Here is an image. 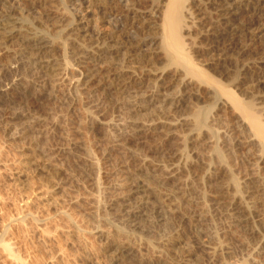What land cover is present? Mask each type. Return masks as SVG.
Masks as SVG:
<instances>
[{
  "label": "rangeland",
  "instance_id": "rangeland-1",
  "mask_svg": "<svg viewBox=\"0 0 264 264\" xmlns=\"http://www.w3.org/2000/svg\"><path fill=\"white\" fill-rule=\"evenodd\" d=\"M35 1L17 0L16 5L18 9L23 10L26 5H32ZM51 1L55 7L48 6L51 9H38L37 14L46 27H49L51 32L56 35L66 28L62 27L63 22L55 23V21L57 22L55 15L58 16L63 12L59 11L61 7L58 1ZM98 2L99 0L84 1L82 8L77 10L81 13L78 14L77 21L66 29L70 35L69 43L85 45L86 51H91V54L88 52L91 56L82 58L83 61L80 59V65L65 66L68 75L62 78L61 74L64 75V56H62L63 58L51 57L41 62L42 75H47L48 68L54 67V71H51L56 75L53 78L49 77V82L55 84L62 91H55L54 95L57 96V99H51L48 102L49 107L45 103V106L42 105L43 109L37 110L35 105L31 104V98L28 97L27 91L29 88L35 87L33 86L35 85L33 84L35 76L30 67L26 66L25 61L20 62L18 60L19 53L12 54V51L1 47V57L6 53L12 55L7 59L5 58L4 62H1L0 57V264H119L121 262L122 264H135L138 259L144 262L152 259L154 262L159 260L163 254L161 255L159 250L154 249L153 256L150 257L152 255L150 253L147 259L146 253L141 252L142 250L137 244L131 246V251H134V255H138V257L135 258L134 255L128 253L124 257L120 253L123 250L117 249L119 242L114 239L115 234L123 230L131 232L133 236L135 234L134 237L137 236L139 239L144 234L145 239H151L155 246H159L169 243L167 241L178 242L180 238L188 236V232L192 233L191 230L193 229L196 230L194 233L196 237L193 233H189L190 238L188 237L187 242H180L176 248L167 247L166 251L174 256L172 260H176L174 262L179 261L176 256L178 254V258L182 259L179 263L198 264L199 261L196 263L193 261L194 258L190 257L191 252L194 254L197 250L198 255L202 258L199 257L200 264L217 263L216 261L219 260L216 259H220L224 253L227 254L229 260L228 263L225 262L226 264H241L243 262L241 260L244 259H247L249 264H264V250H259L260 246L264 245V235L262 236L261 231L259 232V226L264 223V164L259 171H254L256 167L251 166V162L254 163L256 159V156L253 157L252 155L260 154L258 147L251 144V150L245 151V155H248L245 159L248 162L246 161L247 164H243L241 169H236L237 166L234 164V167L230 169L227 164L222 163V165L224 164L223 168L227 170V178L220 180L228 184L230 178L235 176L244 185L241 184V188L247 190L244 194L245 198L240 202L241 209L247 215L243 218L245 220L249 217L247 220L251 224L250 228L261 235L259 239H249L245 232L236 225L237 220L235 219L241 210L239 212L232 210L231 212V208L228 209L232 200L228 198L226 193L224 194L219 190L213 192V187L207 189L202 185L199 190H196L193 187L195 183L192 178L187 175L183 176L180 174V170H176L178 166L181 168L183 160L179 159L181 163L178 162V164L176 157L175 164L171 161H168V164L166 160L170 166L166 168V164L161 161L162 159L158 160V156L157 158L154 157L156 159L153 162L150 159L144 160V155H141L145 150L157 149L165 153V150L169 148V151L182 155L187 144L185 137L191 138L196 134L192 127L186 126L185 123L192 120V114L200 107L213 104V99H210L212 93L202 88L200 104L198 105L193 101L188 102L187 98L191 94V90L182 93L176 87H172L175 78L172 77L165 81L163 77L159 76V71L155 72L158 67L151 64V58L156 53H160L157 45L152 47L147 45L137 54L131 51L132 48L130 49L131 55L119 56L117 62L114 63L109 61L110 66L107 62H102V58H99L100 54L88 47L97 41L98 34L109 36L112 33L111 26L106 22L102 23L96 20L95 17L81 20L86 9L94 13L99 8ZM150 2L151 0H149ZM230 3L234 2L230 1ZM228 6L226 5V7ZM0 17V24L7 25V34L3 33L4 27L0 26L1 39L11 37L13 34L18 35L19 40L26 37L27 34L28 37L33 36L32 32L27 31L26 28H19L21 23L18 19L2 13ZM261 20L263 24L264 18ZM188 22L191 26L192 19ZM248 22L249 20L247 21V18L243 17L235 24L243 25ZM156 23H159L158 17L150 18L144 23L148 28L143 33L147 34L148 40L158 38H156L158 31L154 29ZM198 24L200 23L196 22L192 30L199 31ZM94 31H96V35L94 33L92 37L91 33ZM1 39L0 43L2 44ZM263 40L257 42L256 47L251 49V53L249 52L250 55L243 58L244 60L246 58L245 62L248 66H253L255 61H264ZM16 41V39L12 41L13 45ZM193 41V38H189L187 44H191L194 50H199L200 45L194 44L197 41ZM97 58L98 61H95V64L94 60ZM119 59L123 61L120 62ZM149 59L151 63H148ZM197 61L205 65V68H209L212 63L210 62L212 60L206 59V57L198 58ZM75 64L78 63L75 62ZM112 65L120 69L123 67L121 72L126 73L129 77L128 81L121 84L124 89H129L132 94H130L131 97L126 95L127 99L123 97V101L130 104L135 103V101L140 102L141 106L137 105L138 107L132 108L131 111L125 109L126 107L123 110L118 109L109 115L107 120H101L102 124L105 123L103 125L106 129H110L106 130L109 139L102 141L93 135L91 137V134H88L87 126L92 120L91 112L94 107L100 105L107 93L99 86L98 81L102 77L100 73L106 69L109 70L108 68ZM229 76L220 77V79L225 84L231 85L229 82L233 81L234 75ZM47 77L44 78L47 79ZM95 77L98 79L97 81ZM15 81H18L17 85ZM153 81H157V86ZM241 85L242 87L236 92L238 97L245 101L250 100L249 98L254 93L257 94L249 82ZM11 89L14 91L13 93L11 91L12 94L9 92ZM7 90L9 91L7 92ZM66 94L74 97L73 104L70 103V100L67 102L61 99ZM112 98L117 100L116 96ZM167 103L170 104L167 105ZM185 103V108H178ZM148 104L149 108H147ZM225 105L229 106L228 104ZM154 106L156 107L152 108ZM137 109L139 110L138 113L135 112ZM226 112L228 114L215 110L213 112L216 115L213 121L215 124L212 127L213 131L207 129L202 131H208L209 134L212 133L217 137V139L205 140L204 145H200L197 150L200 153L199 157L207 160L205 163L207 168L202 174L204 177L208 176L213 169V165L209 164V157L218 154L217 149L219 150L221 146H224L222 143L226 141L225 133L229 126V131L234 128L237 112L232 108ZM246 133L250 135L248 129ZM157 136H159L158 138L161 137V145L155 140L158 139ZM218 138H220L219 141H217ZM126 142L130 143L126 144ZM164 144L166 147L163 146ZM124 156H132L131 158L137 160V164L125 163ZM142 157L143 159H141ZM249 157L251 158L249 159ZM249 167L252 169L254 167L252 172ZM82 173L84 175L90 174L92 181L81 184L77 177H81ZM247 173L249 174L247 175ZM251 174L252 176L249 177ZM162 181L172 183L170 185L172 192L158 189L156 184H163ZM250 182L260 184L259 186L257 184L258 187L254 184L252 186L250 184L245 185V183ZM135 183L141 184L143 188L137 189ZM220 184L218 185L221 186ZM165 188L168 187L165 186ZM190 191H192L193 196H191ZM224 195L226 197H223ZM205 197L207 198L205 199ZM106 199L108 205L105 204ZM208 199L210 201L211 199L218 200V202L208 204L206 203ZM152 201L153 203L155 201L157 207L162 210L164 219H161L159 224L160 226L163 225L160 227L156 224L158 221L152 220L153 218L149 214L146 216L149 219L147 220L148 224L155 223L160 228L155 229L156 226L153 227L155 230L149 232L150 234L145 229L130 231L132 229L126 226V215H139V211H141L133 207L132 204L148 206L152 204ZM107 206L109 207L107 208ZM116 207H120V212H116ZM176 216L183 220L193 218L192 225L190 223L189 227L186 228V230L189 228L187 232L185 229L174 228L173 221H175ZM199 233L201 234L198 235ZM5 247H8L9 250H6ZM214 250L215 253L216 250L218 253L212 257ZM14 257L18 259H14ZM209 257L212 259L209 260Z\"/></svg>",
  "mask_w": 264,
  "mask_h": 264
},
{
  "label": "bare ground",
  "instance_id": "bare-ground-1",
  "mask_svg": "<svg viewBox=\"0 0 264 264\" xmlns=\"http://www.w3.org/2000/svg\"><path fill=\"white\" fill-rule=\"evenodd\" d=\"M16 1L17 0H0V14L1 13L8 14L12 18L18 19L21 23L19 28L21 29L26 28L27 31L32 32L33 36L28 37L29 35L27 34L26 37L23 38L21 37L22 38L21 40H19L18 35L16 34H13L11 37H3L2 38L3 40L0 38L2 41V44L0 43V53L2 52L1 47L2 48L5 47L6 50L10 52L12 51L13 52L12 54L19 53L20 55L18 60L20 62L25 61L24 63L27 64L26 66L30 67L32 74L35 76L33 79L34 82L33 84H35L33 86L35 87L29 88V90L27 91L28 97L31 98V104L35 105V108L37 110H40L42 108V105H44L45 103L48 106V102L51 99L53 98L57 99V96L54 95L55 91H59V90L61 91V89L57 88L55 84H51L49 82L50 79L49 77L53 78V76L56 75V74L54 75L53 73L54 67L48 68L49 71H47L48 73L47 75H42L41 62L51 57L59 58L64 56L65 58L63 62L64 75L61 74V78H62L63 76L66 77L68 75L65 66L80 65L81 64L80 61L81 60L83 61L88 55L91 54L90 53L91 51L90 52L88 51L90 53L88 54V52L84 48L85 45L80 46V45H74L73 43H69L70 35L69 32H66L67 31L66 29H68L77 21L78 14H81L77 10L82 8L83 2L86 0H55L54 1V2L56 1L59 2V6L61 7L59 11L63 12L58 16L55 15V19H57V22L55 21V23L63 22L64 24L61 25H63L62 27L66 28L63 32L56 35H54L51 32V29H49V27H46V25L43 23V20L37 14L38 9L44 10V9H49L50 7L51 8L55 7L53 5V1L36 0L32 5H28V6L26 5V7L23 10L18 9L16 5ZM230 1L234 3H230ZM226 5L229 6L226 7ZM98 6L99 8L95 10L94 13L89 12L86 9L81 20H85L90 17H95L96 20L102 23L106 22L109 26H111L112 33L109 36H101L98 34L96 38L97 41L93 43V45L88 47L91 48L92 51L94 50L95 52H97V54L98 53L100 54L99 58L100 59L102 58L101 59L103 60L102 62L104 63L107 62L108 65L110 66V62L111 63L117 62V58L119 56L125 54L131 55L132 52H135V54H137L138 51H142V49L147 45L149 47L157 45L158 50H160V53H156V55H154V57L151 58L152 63L150 59L149 61L147 60L148 63L150 62L152 65H154V67H158L155 72L159 71L160 72L159 76L161 78L163 77L165 81H168L169 78L172 77L175 78V81L172 79L174 81L172 87H176L182 93L185 92L186 90H191V94H189L187 98L188 102L193 101L199 105L200 100L202 99L201 97L202 88L212 93L211 94L212 97L210 99H213V104L211 106H202V108L200 107L196 112L192 114L191 116L192 120L185 123L186 126H191L192 130L196 132V134L193 135L191 138H188L187 136L185 137V142L187 144L182 152V155L181 154L179 155L178 153L177 155L176 152L174 153V151L173 152L169 151L170 148L169 149L166 148L167 150H165L166 152L164 153L163 151L157 150L156 148H155L156 150L148 151L145 150L147 149L145 147L144 149L145 152L141 154L142 156L144 155V160L150 159L151 161L154 162L158 156V160L162 159L161 161L166 164L165 166L166 168L170 167L168 165L170 161L173 164L176 163L175 157L178 158L177 164L178 162L181 163V161L183 160L181 168H179L178 166L176 170L177 171L180 170L181 172L180 174H182L183 176L187 175L190 178H192L193 182L195 183L193 187L196 190H199V188H201L202 185L207 189L213 187L214 190L213 192L219 190L224 194L226 193L228 195V198L232 200L228 209L231 208V212L232 210L238 212L241 210V213H238V216L235 219L237 220L236 222L237 227L240 228L241 231L245 232V235L249 239H257V238L259 239V236L261 237V235H258V233H256L257 231L254 232L255 230L250 228L251 224L247 220L249 217L245 218V220L243 218L244 216L247 217V215H245L246 214L245 211L241 209L240 202L245 198L244 194L245 192H247V190H243V187L241 188L242 182H240V180H237L235 176L230 178L229 182L227 181L228 184L220 180H224L225 178H227L226 176L227 170L223 168L224 164L222 165V163L227 164L230 169L234 167L233 164L237 166L236 169H241V166L243 167V164H245L246 161L248 162V160L245 159V157L248 156L247 154L245 155V151L251 150L250 148L251 144L258 147V152H260V154L252 155L253 157L256 156L255 157L256 159L253 158L255 159V162L254 163L251 162L252 165L251 164L250 165L256 167L255 169L253 167L254 171L256 170L259 171L261 169V166H263L264 164V61L261 60H259L260 62L255 61L253 66L251 65L248 66L247 63L245 62L246 58L245 60L243 59L245 56L250 55L251 49L253 50L256 47L257 42L262 41L264 39V23L262 24L263 21L261 20L262 18H264V0H151L150 3L149 0H99ZM155 17H158V22H159L158 24L156 23L155 25L156 28H154L156 29V31H158V33H156V38L157 37L158 38L156 40L154 39L148 40L149 38L147 37V34L145 35L143 33L144 30L148 28V26L145 25L144 23L150 18L155 19ZM243 17H246L247 21L249 20V22L243 25L241 24L236 25L235 22L239 21ZM190 19H192V22L190 23L191 26L189 25L188 22L190 21ZM195 20H197L196 22L200 23L197 26L199 31L192 30L194 29V25H196V22H194ZM0 26H2V28L4 27L3 33L7 34L6 32L7 25L0 24ZM94 33L96 35V31L91 33L92 37ZM189 38H193L194 39L193 42L197 41L194 44H199L200 45L199 47L201 48L199 50H194L191 44H187V39ZM14 39H16L17 41L13 45L12 41H14ZM262 44H264V42H262ZM16 47L17 49H15ZM130 49H132L131 50L132 52L130 51ZM12 54L11 53L3 54L2 57L0 56L2 59V61L1 60L0 61L4 62L3 60L5 58L7 59L8 57H10ZM202 57L204 58L206 57V59L209 58V60H212L210 61L212 63L209 65L210 66L209 68H205V65L197 61L198 58H202ZM95 61L97 62L98 58L94 60V62ZM122 61L120 60V62ZM75 62L78 64H75ZM113 66L114 65H112V67H109L108 68L109 70L106 69L107 71L105 70L100 73L102 77L98 81V83L100 84L99 86H101V88H103V91L104 92L106 91L107 93L105 95L106 97L100 102V105L94 107V110L91 112L92 120L87 126V130H89L88 134L90 133L91 137L93 135V137L102 141H107V139H109L106 130H110V129L108 128L106 129V127L103 125L105 123L102 124L101 120H107V117L109 118V115L115 113L116 110L118 109L123 110L126 107L125 109H130L129 111H131V109L135 108L137 105L141 106L140 102L135 101V103L130 104L123 101V97L127 99L128 97H126V95L132 94L131 91L129 92V89H124V86H122L121 84L123 82L125 83L126 81H128L129 77H127L126 73L121 72V69L123 67L120 69V68H115ZM211 71H213L214 73H212ZM81 73H83V71H81ZM229 75L233 76V81L229 82L231 85L225 84V82H222V80L220 79V77L223 78ZM46 76H48L47 79L44 78ZM95 79L96 81L98 80L96 77ZM60 80L61 79L59 78V81ZM154 82H155V86H157L156 83L157 81H153V83ZM246 82H249L252 85V87L255 88V90L257 91V94L255 95L254 93V95L251 98H249L250 100L248 101H245L244 99L238 97L236 92L237 89H240V87H242L241 84H245ZM191 87H193V89H191ZM8 91L9 90H7V92ZM11 91L12 89L9 92L11 93ZM13 92L14 91H12V93ZM67 94L63 95V98L61 99H64L67 102L68 100H70V103L73 104L75 100L74 97ZM113 96H116L117 100H113L112 98ZM186 103L180 105L178 108H185ZM149 104L147 108H149ZM168 104L170 103H167V105ZM225 104H228L229 106H226ZM261 104L262 106H260L261 107L260 108L259 105ZM155 107L156 106L152 108ZM229 108H232L234 111L237 112L236 121H235L236 126L234 125V128L231 129L230 131H229L230 126H229V129H227L228 131L225 133L226 141L222 143L224 144V146L222 147L220 145L221 146L220 149L219 150L217 149L218 154L209 157L210 160L209 164L213 165V169L211 170V173L208 176L204 177L202 176V174L207 168V165H205L207 160L204 158H200L199 157L200 153H198L197 150L199 149L200 145H204L205 140L207 141V139H213V138L217 139V137L212 135V133L209 134L208 131L207 132H202V131L203 129L213 131L212 127L215 126L213 121L216 118V115L215 113L213 114V112L215 110H217V112L220 111L227 113L226 111L229 110ZM90 110L92 109L90 108ZM138 111L139 110L137 109L135 112L138 113ZM93 115L95 119L93 118ZM160 115L159 118L161 117ZM247 129L250 135L246 133ZM62 131L64 132V130ZM158 137L159 136H157V138ZM192 139L194 140L191 141ZM219 139L220 138H218L217 141H219ZM155 140L158 141L157 142L158 144L160 145L162 144L161 137ZM127 143L128 142H126V144ZM163 146L166 147L165 144ZM131 157L132 156H127V157L124 156L123 158L124 161L126 159L125 163L128 164L131 163L132 165V163L135 164L137 162L135 158H131ZM250 158L251 157H249V159ZM141 159H143V157ZM179 159L181 161H179ZM166 160L168 164L166 163ZM79 167L81 168L82 166ZM253 169L250 168V171L252 172ZM82 174L83 175H81V177H77V180L81 182V184L89 183L90 181H92L90 174H85V175L84 173ZM248 174L249 173H247V175ZM251 176L252 174L249 177ZM162 182L163 184L160 183L156 184L159 187L158 189L159 190L164 189L172 192V189L170 188V185H172V183L168 181H165V183L164 181ZM259 182H261V180H259ZM218 184H220L221 186H219ZM247 184H250V186L254 184L256 187H258L260 183L259 184L256 182L245 183V185ZM164 185L168 188H165ZM136 188L142 189L143 186L137 183ZM190 192L192 193V191ZM221 195L223 194L221 193ZM191 196H193V193ZM223 197L226 196L224 195ZM206 198L207 197H205V199ZM211 202L217 203L218 200L211 199L210 201L208 199L206 201V203L208 204ZM105 204L108 205L107 199L105 201ZM132 205L133 207H136L141 211H139V215L138 214L126 215L127 216L126 226L132 229L130 231L135 232L137 229L138 230L145 229L146 232L149 233L152 230H155L156 228L158 229L163 225L162 224L160 226L159 224L161 219H164L162 215V210H160L161 208L159 209L157 207L155 201L154 203L152 201V204H149L148 206L138 205L137 203H133ZM109 206H107V208ZM116 208H117L115 209L116 212H120V207L119 208L116 207ZM149 214L153 218V219L151 218L152 220L158 221L156 224H158L160 227L155 223H154L155 225L154 224L151 225L150 223L148 224L147 220L149 219L146 218V216ZM192 219L193 218L189 220L187 219L183 220L179 216H176L175 221H173L175 225L174 228L185 229V231L187 232L189 228L187 230L186 228L189 227L188 225L192 222ZM153 227H155V229ZM259 227H260L259 232L261 231L260 234L262 233L263 236L264 223L261 224ZM172 228H173V224H172ZM191 231H193L192 232L193 234L196 232L195 229ZM189 233L192 234L191 232H188V236L182 237V239L180 238V241L178 242L167 241L169 242L167 243L168 246L167 244L155 246L153 243L154 241H152L151 239H145V237H143L144 234L142 235V237L140 236L139 239L137 238V236L134 237L135 234L133 236L131 232L130 233L125 232L123 230L116 233L114 239H116V241L119 242L118 243L119 245L117 244V249L123 250L120 253L124 255V257L126 253L130 255H134L135 252L131 251V246L133 244L139 245V247L141 248L140 250H142L141 252L146 253L147 259H148V254L149 255L150 253L152 254L154 249L157 251L159 250L161 252V255L163 254L161 258L159 257V260H156L154 262H152V259L151 261L147 260L146 262L138 259L137 263L135 264H166L169 262L171 264H181V262L179 263L181 258L180 259L178 258V254H176V256H177V260L179 261L174 262L176 260L175 259L172 260L174 258L173 254H171L169 251L167 252L166 249L167 247L169 248V246H173V248L174 247L176 248V246H178L180 242H184L188 240L190 238ZM200 234L201 233H199L198 235ZM5 249L9 250L8 247H5ZM221 249L223 248L221 247ZM259 250L260 251L264 250V245H261ZM195 251L196 253L194 254L193 252H191L192 255L190 257L194 258L193 261L196 263L199 261L198 264H200L201 263L199 260L200 255H198L197 250ZM212 252L214 253L212 257L218 253L217 250L216 253L215 250ZM142 255L144 256V254ZM151 256H153V254L150 255V257ZM221 256L220 259H216L219 260L216 261L217 263L220 262L221 264V262L222 263L224 262V264H226L229 262L227 254L224 253ZM134 257L136 258L138 257V255H134ZM210 258L211 257H209V260ZM14 259H18V258L14 257ZM241 261H239L241 262V264L250 263L247 259ZM119 264H122V262Z\"/></svg>",
  "mask_w": 264,
  "mask_h": 264
}]
</instances>
